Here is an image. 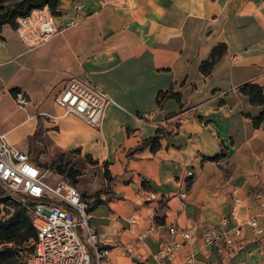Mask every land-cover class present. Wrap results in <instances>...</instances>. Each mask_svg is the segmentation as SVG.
<instances>
[{
  "label": "crops",
  "instance_id": "0c3cea01",
  "mask_svg": "<svg viewBox=\"0 0 264 264\" xmlns=\"http://www.w3.org/2000/svg\"><path fill=\"white\" fill-rule=\"evenodd\" d=\"M82 1L77 25L70 24L72 1L60 2V13H50L60 31L40 45L3 26L0 132L41 168L62 153L96 162L104 190L114 194L89 211L94 230L107 235L102 264H161V241H181L168 234L172 225L213 226L234 240L230 250L205 244L196 232L172 264H264V235L247 223L256 217L264 227V0ZM220 43L227 50L206 76L200 65ZM72 76L117 103L107 106L100 127L63 115L56 104ZM246 85L257 88L258 100ZM13 90L24 92L25 105ZM168 90L177 96L158 106V93ZM39 124L40 139L31 143ZM158 128L169 131L158 149L127 158ZM91 185L75 184L88 203Z\"/></svg>",
  "mask_w": 264,
  "mask_h": 264
},
{
  "label": "built area",
  "instance_id": "2783aa9c",
  "mask_svg": "<svg viewBox=\"0 0 264 264\" xmlns=\"http://www.w3.org/2000/svg\"><path fill=\"white\" fill-rule=\"evenodd\" d=\"M71 1L75 17L70 24L77 25L84 11V3L82 0ZM48 10V7L37 9L29 16L18 19L17 33L28 45H40L60 31ZM232 58L236 59V55ZM14 95L19 105L26 104L24 92L18 90ZM262 96L264 104V86ZM55 102L63 110V115L77 116L93 127H100L108 105H117L103 89L88 79L75 76L67 80L56 95ZM260 126L264 130V116ZM51 174L49 169L34 163L29 152L16 147L5 133L0 132V183L12 193L21 195L20 202L26 207L37 233L34 249L26 257L25 264H102L107 255V235L92 227L88 202L78 188L62 178L50 180ZM188 175L191 176L192 172H188ZM150 196L154 198L153 194ZM181 196L186 195L182 193ZM234 202L237 205L241 203L236 191ZM131 222L135 224L137 219L132 217ZM227 222V218H224L222 225ZM247 223L257 235H264V227L256 217L250 218ZM196 232H200L205 244H225L232 250L234 240L227 236L225 230L208 225L186 229L172 225L168 228V234H179L181 241L162 240L155 257L161 264H172L179 248L193 239ZM234 233L240 235L241 228L236 227Z\"/></svg>",
  "mask_w": 264,
  "mask_h": 264
},
{
  "label": "trees",
  "instance_id": "16d2710c",
  "mask_svg": "<svg viewBox=\"0 0 264 264\" xmlns=\"http://www.w3.org/2000/svg\"><path fill=\"white\" fill-rule=\"evenodd\" d=\"M62 0H0V39H2V29L4 25H9L16 29L18 27V19L29 16L34 10L48 7L52 15H58V6ZM227 46L220 43L215 46L211 52L210 57L203 61L200 65V71L209 76L212 73L214 65L226 52ZM244 91L248 93L252 100H258L253 91L257 88L252 85H246ZM260 90V89H259ZM18 90H13L15 94ZM262 96V88L260 90ZM172 91H160L156 98V103L161 106L163 101L176 97ZM263 101V96H262ZM41 126L38 125L36 132L30 138L31 143H36L40 139ZM169 134L168 130L158 128L156 133L144 139L137 147L131 149L127 153V158H132L135 153L141 151L147 146L152 150H156L160 146V140ZM105 177L108 182L113 179L109 173L105 172ZM75 185V184H73ZM101 193L105 194V199L101 198ZM15 195L21 198L18 193H12L5 186L0 183V264H20L19 257L21 252L26 249L32 251L34 249V242L37 239L36 229L32 224L31 217L27 212L26 207L19 201H12L9 195ZM114 197V194L106 189L102 192L90 196L91 201L88 203V212L97 204L107 203ZM85 200V199H84ZM86 201V200H85ZM12 207V212L6 218L1 216V205Z\"/></svg>",
  "mask_w": 264,
  "mask_h": 264
},
{
  "label": "rangeland",
  "instance_id": "374dc122",
  "mask_svg": "<svg viewBox=\"0 0 264 264\" xmlns=\"http://www.w3.org/2000/svg\"><path fill=\"white\" fill-rule=\"evenodd\" d=\"M76 151H74L75 153ZM96 164L90 157L86 158L85 161L76 160L73 157L68 156L66 153L60 154L54 161L50 164H45L44 168H47L52 173L50 180L53 181L54 178H62L67 180L71 184H76L79 180H83L86 183H92V188L95 189L93 194L102 192L105 188L103 187V178L100 174L98 168L92 167ZM84 175L81 179L80 176ZM92 194V195H93ZM85 197H89L85 195ZM14 199H12L13 201ZM16 201V200H14ZM12 207L6 205H1V216L6 218L9 213L12 212ZM33 251V250H32ZM24 249L19 257L20 264H25L26 257L32 252Z\"/></svg>",
  "mask_w": 264,
  "mask_h": 264
},
{
  "label": "water",
  "instance_id": "95a60500",
  "mask_svg": "<svg viewBox=\"0 0 264 264\" xmlns=\"http://www.w3.org/2000/svg\"><path fill=\"white\" fill-rule=\"evenodd\" d=\"M12 199L16 200V201H20V198L19 197H16L15 195H9Z\"/></svg>",
  "mask_w": 264,
  "mask_h": 264
}]
</instances>
